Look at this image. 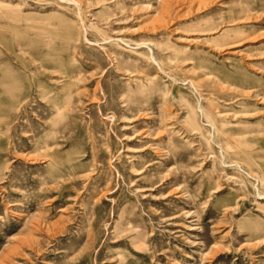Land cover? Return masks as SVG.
I'll return each mask as SVG.
<instances>
[{
  "label": "rangeland",
  "instance_id": "1",
  "mask_svg": "<svg viewBox=\"0 0 264 264\" xmlns=\"http://www.w3.org/2000/svg\"><path fill=\"white\" fill-rule=\"evenodd\" d=\"M8 13L0 264H264V0H0ZM44 133L83 162L45 184Z\"/></svg>",
  "mask_w": 264,
  "mask_h": 264
},
{
  "label": "bare ground",
  "instance_id": "2",
  "mask_svg": "<svg viewBox=\"0 0 264 264\" xmlns=\"http://www.w3.org/2000/svg\"><path fill=\"white\" fill-rule=\"evenodd\" d=\"M20 19H22L20 14H18V15H12L10 13L3 14V16H0V20H2V23H0V30L5 31V32H14V31L18 30L19 28L17 27V23L19 22ZM226 28H228V27H226ZM70 37H71L70 38L71 40H73V41L75 40V37H72V36H70ZM3 41L2 42L0 41V42L3 44ZM9 44H10V42H9ZM8 49H11V48H8ZM44 63H47V60ZM59 63H61V62H59ZM50 64H51V62H50ZM51 68H54L55 71H59L60 72V76L62 78L64 76L70 75L69 74V69H68L67 66L63 67L61 64H58L55 67L54 64H52ZM0 71L3 73V75L0 77V85L3 84V82H6L7 80H12L13 79V71L12 70L0 68ZM0 88H1V86H0ZM50 88H52V87L50 86ZM65 88H67V87H65ZM59 99H60L59 97H56L54 99H49L48 102L50 103L49 105H51L52 107H54L53 109H55V112L53 113V115H56L60 119H63V117H64L63 113L59 112L60 111L59 110L60 106L62 105L58 101ZM56 110H59V111L56 112ZM49 139H50L49 133H47V134L44 133V134H42L41 136H39V137H37L35 139L36 150L45 151L43 157L46 158V162H47L46 163V174H47V177H46V180L42 182L44 184L54 175L55 172H60V171H56V170H59V167H61L62 171H63V169H66V171L68 170V174H69V173L75 172L76 169L81 168L82 165H83V162L81 160H79V156L80 155H75L73 157H69V158H66V159L65 158H61V159H58V160L54 159L53 153L50 152V150H49L51 148V145L49 144ZM55 157H56V154H55ZM37 159L39 160L38 157H34L35 161H37ZM65 162H67L66 163L67 164L66 168L62 167V165H64ZM261 180H263V179H261ZM249 226L250 227H248L247 233H246V231L244 232V233H246L245 236L247 238H250L253 234H256V233L260 232V231H258L256 229H254L253 222L250 221Z\"/></svg>",
  "mask_w": 264,
  "mask_h": 264
}]
</instances>
